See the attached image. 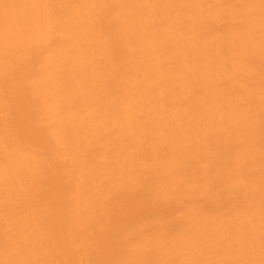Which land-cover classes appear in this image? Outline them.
I'll use <instances>...</instances> for the list:
<instances>
[{
    "label": "bare ground",
    "instance_id": "obj_1",
    "mask_svg": "<svg viewBox=\"0 0 264 264\" xmlns=\"http://www.w3.org/2000/svg\"><path fill=\"white\" fill-rule=\"evenodd\" d=\"M0 264H264V0H0Z\"/></svg>",
    "mask_w": 264,
    "mask_h": 264
}]
</instances>
